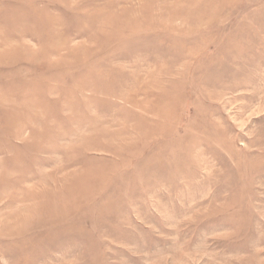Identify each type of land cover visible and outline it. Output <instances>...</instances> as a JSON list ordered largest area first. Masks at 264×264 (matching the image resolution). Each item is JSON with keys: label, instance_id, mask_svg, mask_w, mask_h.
Wrapping results in <instances>:
<instances>
[{"label": "rangeland", "instance_id": "rangeland-1", "mask_svg": "<svg viewBox=\"0 0 264 264\" xmlns=\"http://www.w3.org/2000/svg\"><path fill=\"white\" fill-rule=\"evenodd\" d=\"M0 177V264H264V0H0Z\"/></svg>", "mask_w": 264, "mask_h": 264}, {"label": "bare ground", "instance_id": "bare-ground-1", "mask_svg": "<svg viewBox=\"0 0 264 264\" xmlns=\"http://www.w3.org/2000/svg\"><path fill=\"white\" fill-rule=\"evenodd\" d=\"M1 179H2V177H0V180H1ZM8 185H9V184H8ZM0 186H1V185H0ZM13 188H14V187H13ZM13 188H12V189H13ZM11 192H12V191H11ZM8 193H9V198H8V199H11V196H10L11 193H10V192H8ZM5 197H6V196H5ZM6 199H7V198H6ZM11 215H12L11 212H10V213L8 212L6 216H7L8 218H11Z\"/></svg>", "mask_w": 264, "mask_h": 264}]
</instances>
